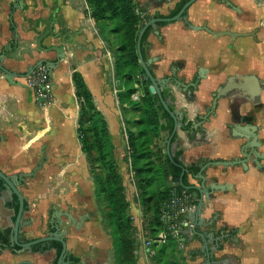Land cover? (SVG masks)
<instances>
[{
    "label": "crops",
    "instance_id": "crops-1",
    "mask_svg": "<svg viewBox=\"0 0 264 264\" xmlns=\"http://www.w3.org/2000/svg\"><path fill=\"white\" fill-rule=\"evenodd\" d=\"M183 1L135 3L145 17L155 19L157 15L168 17ZM55 18V33L60 38L50 36L40 43V35L49 30ZM150 28L146 59H157L152 70L158 79L172 78L175 68L176 78L185 84L199 69L207 75L197 90L177 85L173 79L164 91L173 110L181 113L189 125L177 131L172 151L183 152V165L199 168L208 162L240 157L239 146L245 142L231 138L236 123L227 101L220 103L208 123L197 129L193 124L206 116L211 95L221 85L231 88L235 80L242 82L251 76H256L259 83L264 81V0H198L189 8L186 19L159 28V35L155 33L157 28ZM52 46L63 47L65 57L58 61L54 51H44ZM40 63L47 67L48 63H57L51 104H38L27 84L29 74ZM0 67V170L8 176L30 173L43 157L46 159L37 176L19 188L27 204L20 242L49 236L55 231L52 223L60 220L71 261L112 264V237L81 150V104L73 82L75 73L85 80L107 122L131 214L142 219L144 215L131 179L133 170L122 112L126 106L119 100L128 83L116 78L115 54L101 37L87 1L0 0ZM5 70L13 73L11 81ZM261 103L254 113L264 140V91ZM247 111L248 107H243L240 115ZM205 175L208 183L216 180L230 184L232 189L205 200L201 218L208 227L199 225L194 229L188 214L183 217L190 226L183 231L180 255L187 264H264V171L249 163L247 170L242 166L210 168ZM189 182L200 185L197 177L190 176ZM14 196L5 190L0 193V264H55L58 255L55 248H50L51 243L25 253L11 245L17 219L12 207ZM56 211L68 212L76 219L85 217L86 221L77 231L64 215L54 217ZM145 240H137L138 261L153 264L144 249Z\"/></svg>",
    "mask_w": 264,
    "mask_h": 264
},
{
    "label": "trees",
    "instance_id": "trees-1",
    "mask_svg": "<svg viewBox=\"0 0 264 264\" xmlns=\"http://www.w3.org/2000/svg\"><path fill=\"white\" fill-rule=\"evenodd\" d=\"M91 17L99 29L101 37L108 41L115 54L116 78L126 81L128 88L119 94L123 106L122 112L126 123L128 137V153L134 173L138 203L144 219L148 221L150 238L157 239L165 229L161 220L165 207L171 198L172 185L176 183L180 192L186 191L194 196L190 189L189 178H196L200 168L185 166L181 161L183 152L172 151L177 141V134L171 140V153L174 163L167 154V143L174 130V120L164 109L159 97L150 92V80L145 79V72L140 64L137 51L138 36L144 22L151 19L144 16L135 0H86ZM189 0H184L171 13L173 17L179 13ZM157 18L163 17L157 15ZM168 23H160L166 26ZM149 27L142 38V55L146 59ZM139 76L143 80H139ZM73 82L77 98L81 104L79 118V139L81 150L86 156L92 175L96 199L104 216L105 224L110 231L115 252V264H139L137 258L138 241L135 235L134 220L130 213L131 206L126 189L115 158V147L111 140L108 125L97 109L94 98L83 77L75 73ZM141 84L142 98L133 101L132 95ZM166 99V93H163ZM171 110L173 108L171 107ZM185 127L188 129L189 125ZM168 135L165 140L164 135ZM159 141L164 144L160 146ZM183 175L186 189L179 184ZM170 178L172 181H170ZM4 190V182L0 179V193ZM196 198V197H195ZM198 199L196 198V205ZM12 207L18 214L19 201L14 196ZM27 204L25 203V211ZM182 242L170 239L164 245L153 244L150 260L153 264H187L186 258L180 255ZM50 248L57 250L58 258L62 253V244L52 242ZM41 245L33 247L38 251ZM58 261V260H57ZM57 264V262L55 263Z\"/></svg>",
    "mask_w": 264,
    "mask_h": 264
},
{
    "label": "water",
    "instance_id": "water-1",
    "mask_svg": "<svg viewBox=\"0 0 264 264\" xmlns=\"http://www.w3.org/2000/svg\"><path fill=\"white\" fill-rule=\"evenodd\" d=\"M197 1L198 0H189L183 6V8L179 12V14L175 17H172V18H155V19L148 21L147 23L144 22V26H143V28L140 31L139 36H138L137 51H138L141 66L145 72V77L148 80H150V83H151L150 92L152 94H156L159 97L164 109L173 118L174 123H175L173 133H172V135H171V137L167 143V154L173 163H174V159H173V155L171 153V147H170L171 140L175 136V134H177V131L179 129H184L185 124H184V118L181 115V113L171 110V107H170L171 101H169V99L164 98L163 91L168 87V85L171 83V81L173 79H174L173 80L174 83H176L177 85H183V87L194 88L197 90L199 85H201V81L207 79V75L203 74L204 69H199L197 75H193L191 77L192 78L191 82L189 84H185V81L182 82L176 78L177 70H174L172 72L173 73L172 78L169 77V78L158 79L153 74L152 69H151V66L155 62H157V59L150 58L147 61L144 59V57L142 55V43H141V41H142V38H143L145 32L147 31V29L149 27H151V26L157 27L158 23H162V22L172 23V22H177V21H181L182 19H184L185 13ZM55 24H56V18L54 19L53 23L50 25L49 30L40 35V43H42V41H44L45 39H47L50 36L54 37V38H60V35L55 33ZM155 33H156V35H159V30H156ZM44 51H46L47 53L54 51L57 54L58 61H60L61 59H63L65 57L64 49L61 46H52L50 48L44 49ZM42 64L43 63H40L39 66H37V67H41ZM56 64L57 63H48L49 77H50L52 82H53V80H52L53 70H54V67L56 66ZM0 69L3 70L2 67H0ZM34 71H35V69L32 72H34ZM5 73L7 75H9L7 77V80L11 81L13 73H9L6 70H5ZM29 76H30V74H29ZM248 80H252V81L254 80V82L249 83ZM248 80L247 79L243 80L244 83L241 85V87H242V89L248 90V87L251 86L252 90H249V92H251V94L252 93L255 94V97H254L255 102L257 104H259L261 102V90H262L260 85H259L260 84L259 79L256 76H251L248 78ZM253 85H254V89H255V85H256L255 92H253ZM229 90H230V87L224 88V90L219 88L216 93H213V96L215 97L214 106L212 107V109L210 111H208V114L202 118L201 122L193 124V129H197L199 126L201 127L203 124H205L207 122V119L210 117V115H212L215 112L217 100L220 99L222 96H224V94L226 92H228ZM237 116L240 117L239 112H237ZM197 124H198V126H197ZM239 128H240V126L238 125V122H237L236 125L232 127V130H233L232 132L234 135H237V130ZM244 129H245L247 135L244 137L237 138V139L246 140L245 143H242L239 146V156L240 157L235 158L232 161L208 162V163H206L200 167L201 169H200V172L197 176V179L200 181V185L190 187V189H193L195 191L194 197H196L198 199V204H197L196 209L193 212L188 213V219L190 221H193L194 229L199 225H202L204 227H208L206 221L201 218V216L204 214V210H205V203H204L205 200H211L214 198L215 194L227 193L228 191H230L232 189V186L230 184H226V183L220 184L216 180H213L212 182L208 183L207 182V176L205 175V173L208 169H210V168H224V169L228 170V169L234 168L236 166H242L243 169L247 170L248 164L252 163L257 169L262 171L261 167H262V161L264 160V151H261V145H259L257 142L258 136L255 133L256 127L247 125V127H245ZM45 160H46L45 157H43L39 161V163L35 167V169L30 173H20L17 175L8 176L0 170V179L4 182V190L11 196H13V195L17 196L18 201H19V211L17 214V219L15 221L14 227L12 229V233H11V245L12 246H19L21 248V252L25 253V252L31 251L34 246L41 245V244L45 245V244H49L52 242H58V243L62 244L63 249H62V253H61L60 257L58 258L57 264H77V263H74L73 261H71V259H70V253L67 249V243L65 240V233L62 230L63 222H61L60 220H58V222H56V223H52V227H53V229H55V231L47 237H43V238H40V239H37L34 241H30L27 243H21L19 240L20 234H21V229L25 225V223L23 221V216L25 214V200H24L19 188L25 185V182L27 179L35 178L37 176L38 172L41 170V168H43ZM183 175H184V173L182 174V176L179 179V184L182 188L186 189L187 187L185 186V184L183 182ZM63 215L66 217L67 223L69 225H72L73 227H75V229L77 231L81 230L84 222L86 221L85 217H81L80 219H76L75 217H73V215H71L68 212H61V211L54 212V217H57L58 219H59V217H61ZM212 223H213V221L209 224L211 225ZM27 263L29 264V262L24 261V262H20L19 264H27ZM80 264H84V263H80Z\"/></svg>",
    "mask_w": 264,
    "mask_h": 264
},
{
    "label": "built area",
    "instance_id": "built-area-1",
    "mask_svg": "<svg viewBox=\"0 0 264 264\" xmlns=\"http://www.w3.org/2000/svg\"><path fill=\"white\" fill-rule=\"evenodd\" d=\"M27 84L33 90L34 99L38 104H51L53 102V82L49 77L47 66L36 69L27 78ZM136 88L138 91L132 95V100L140 101L142 91L139 85H136ZM196 207V198L186 191L180 192L177 184L172 182L171 198L166 204L165 212L161 218L165 229L157 239H146L144 241L145 251L150 254L153 244L164 245L170 239L182 242L183 231L190 226L189 222L184 220L183 217L193 212Z\"/></svg>",
    "mask_w": 264,
    "mask_h": 264
},
{
    "label": "flooded vegetation",
    "instance_id": "flooded-vegetation-1",
    "mask_svg": "<svg viewBox=\"0 0 264 264\" xmlns=\"http://www.w3.org/2000/svg\"><path fill=\"white\" fill-rule=\"evenodd\" d=\"M187 12L184 15V19H186V17H187ZM170 15H171V13H170ZM170 15L168 17H164L162 15L163 17H160V18H172V17H170ZM177 15H175V16H177ZM175 16H173V17H175ZM164 23H166V22H164ZM161 27H164V26H160V23H158L157 27H155V28H157V30H159V28H161ZM145 60L147 61L148 59H145ZM151 69H152V66H151ZM174 70H177V72H178L177 68H175ZM152 72H153V70H152ZM153 74L155 75L154 72H153ZM138 78H139L140 81L143 80V77H141V76H139ZM144 78L147 79L145 76H144ZM262 80H263V78H262ZM262 82H263V84H261ZM262 82H260V84H261L260 87L262 89L261 91L263 92L264 91V81H262ZM243 83H244V81L240 82L238 80H235V83L233 84V87H231L230 90L224 94V96H222L220 99L217 100L215 112L219 108V105H220V103L222 101H227L229 103V107L234 112L233 122H235V123L238 122V125H240V124L244 125V127L239 128L237 130V135H234L233 132L231 131L230 132L231 138L235 139L236 141L246 142V140H244V139H237V138L244 137V136L247 135V133H246V131L244 129L245 127H247V125L255 126L256 127L255 133L258 136L257 142H258L259 145H261V150L264 151V140L260 137L261 136V132H262V127L256 123L257 117H256V114L254 113V110H257L258 108H260L262 106V103L260 102L259 104H257L255 102V98H254L255 94L254 93L251 94V92H249V91H247L245 89H242L241 85ZM137 85H139L140 89H141V84L139 83ZM219 88L224 90V88H227V87H226V84H223ZM219 88H217V90L214 93H216ZM255 90H256V85H255V89H254V86H253V92H255ZM164 91H163V93H164ZM211 96H212V98H211L212 101L209 103V106H207V111H210L212 109V107L214 106L215 97L213 95H211ZM166 99H168V98H166ZM170 107H171V105H170ZM243 107H248V111L245 113V115H240V117H238L237 116V112L241 113V109ZM215 112L212 115H210V117L207 119L206 123H208L210 121L211 117L215 116ZM206 113L208 114V112H206ZM203 136H204V138L207 137V132L206 131H204V135ZM261 169H262V171H264V166L263 165H262Z\"/></svg>",
    "mask_w": 264,
    "mask_h": 264
},
{
    "label": "rangeland",
    "instance_id": "rangeland-1",
    "mask_svg": "<svg viewBox=\"0 0 264 264\" xmlns=\"http://www.w3.org/2000/svg\"><path fill=\"white\" fill-rule=\"evenodd\" d=\"M256 53H257V56H258V51H256ZM159 144H160V146H163V142L162 141H159ZM120 171V170H119ZM121 174V173H120ZM121 177H122V174H121ZM131 179L133 180V182L135 183V179H134V173H131ZM122 180H123V177H122ZM170 181H172L171 180V178H170ZM171 183V185H172V182H170ZM123 185H124V183H123ZM125 187V186H124ZM125 189H126V187H125ZM127 195V194H126ZM131 206V205H130ZM130 213H131V210H130ZM132 215V214H131ZM132 217H133V220H134V229H135V235H136V238H137V240L140 238V237H143L144 239H152V238H150V234H149V229H148V221L146 220V218L144 219V217H143V219H142V217H138V216H133L132 215ZM135 217V218H134ZM142 220L144 221V222H142ZM106 229H108L107 227H106ZM115 250H114V247H113V240H112V264H115V252H114ZM151 254V253H150ZM149 254V255H150ZM138 258V257H137ZM139 262V261H138Z\"/></svg>",
    "mask_w": 264,
    "mask_h": 264
}]
</instances>
